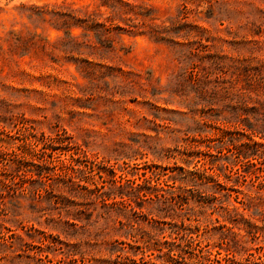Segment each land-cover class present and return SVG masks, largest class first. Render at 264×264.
Segmentation results:
<instances>
[{"label": "rangeland", "instance_id": "rangeland-1", "mask_svg": "<svg viewBox=\"0 0 264 264\" xmlns=\"http://www.w3.org/2000/svg\"><path fill=\"white\" fill-rule=\"evenodd\" d=\"M257 258L264 0H0V264Z\"/></svg>", "mask_w": 264, "mask_h": 264}, {"label": "trees", "instance_id": "trees-1", "mask_svg": "<svg viewBox=\"0 0 264 264\" xmlns=\"http://www.w3.org/2000/svg\"><path fill=\"white\" fill-rule=\"evenodd\" d=\"M93 25L96 27H103V25L102 24H99V23H97V22H94L93 23ZM117 28V27H116ZM117 29H119L120 30V28H117ZM103 32H105V33H107L108 32V30L107 29H104L103 30ZM257 261H259V262H257V264H262V263H264V261H262L260 258H257Z\"/></svg>", "mask_w": 264, "mask_h": 264}]
</instances>
